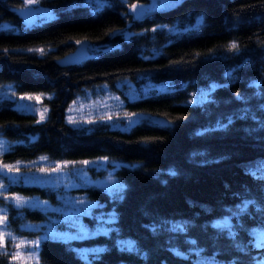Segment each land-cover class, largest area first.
Instances as JSON below:
<instances>
[{"label":"trees","instance_id":"obj_1","mask_svg":"<svg viewBox=\"0 0 264 264\" xmlns=\"http://www.w3.org/2000/svg\"><path fill=\"white\" fill-rule=\"evenodd\" d=\"M87 1L39 0L56 14L29 25L14 9L26 0H0V24L10 25L0 28V84H14L19 94H49L43 121L12 98H0V137L11 142L0 155V174L8 180L19 171L18 161L41 155L107 157L119 162L115 175L125 183L115 196L97 186L80 188L114 211L109 233L71 241L44 238L40 261L32 264H251L263 253L246 233L256 211L232 216L235 240L214 221L240 212L244 198L264 205V0H184L138 20L130 12L136 0H109L100 10ZM82 41L111 47L61 65L58 58ZM123 78L175 84L126 102L129 112L164 123L146 117L125 130L106 120L90 126L67 121L68 106L86 87L103 82L115 88ZM213 82L218 85L207 100L190 101L194 90ZM8 185L10 192L56 201L49 187ZM0 205L8 207L11 227L22 235L39 233L22 224L44 222L52 214L19 208L3 194ZM177 224L184 231L173 230ZM120 238L137 246L121 247ZM85 245L104 249L85 258L76 248ZM7 252L0 264H15Z\"/></svg>","mask_w":264,"mask_h":264},{"label":"rangeland","instance_id":"obj_2","mask_svg":"<svg viewBox=\"0 0 264 264\" xmlns=\"http://www.w3.org/2000/svg\"><path fill=\"white\" fill-rule=\"evenodd\" d=\"M39 0H26L25 5H36L41 7V17L39 23L55 16V11L41 6ZM95 10H100L110 3L109 0H88ZM99 7V8H98ZM201 21V18L197 22ZM8 23H1L0 28H8ZM178 30L179 28H174ZM111 45L102 46L99 44H89V55L97 56L102 51L110 48ZM209 87H201L192 92L190 101L201 103V93H208ZM116 87L107 83H96L86 87L81 93L71 101L66 110V119L75 126H90L98 120L108 121L112 127L129 130L132 126L143 118L149 117L155 121L164 123L148 114L131 113L126 109L128 99L134 100L141 97L150 96L157 92L175 89V84L170 80H154L151 78L140 79L123 78L116 82ZM47 93H17L12 83L0 84V98L10 97L15 105L26 112L35 113L39 121L47 118L49 108L44 102ZM207 98V99H208ZM206 99V100H207ZM11 142L0 137V155L9 149ZM83 161L90 163L84 164ZM119 162L107 157H98L83 160H56L46 155L38 156L32 160H20L15 164L19 171H13L7 180L0 174V194L21 208L29 206L50 211V219L44 222L28 221L22 224L23 227L38 231L36 235H22L14 231L10 225L8 217V207L0 205V216L7 217V225H0L4 233L6 250L13 254H18V258L13 260L15 264H32L39 261L40 243L43 238L57 237L64 239L83 238L89 235H97L101 232H110L111 222L115 220L113 210L106 209V205L96 199L91 198L80 188L97 186L105 189L111 196L119 195L125 187V183L115 175V169ZM5 167L13 169L12 165ZM57 169H62L57 171ZM18 182L21 184L50 187L55 192V202L37 195H27L21 192H10L9 183ZM19 197L20 201L15 198ZM70 201L75 202L78 207H84L89 203L92 205L86 212H77ZM27 202V203H21ZM36 202H41L37 204ZM42 202H47L46 205ZM83 202V203H81ZM222 220V219H219ZM219 220H216L219 221ZM11 234V235H9ZM39 241V246L34 248L28 242ZM20 241L25 243L17 247ZM119 244L126 247H134L135 242L130 239H119ZM130 245V246H129ZM101 245L83 246L79 250L88 256L93 251L100 250ZM38 258V259H37Z\"/></svg>","mask_w":264,"mask_h":264},{"label":"water","instance_id":"obj_3","mask_svg":"<svg viewBox=\"0 0 264 264\" xmlns=\"http://www.w3.org/2000/svg\"><path fill=\"white\" fill-rule=\"evenodd\" d=\"M184 0H136L133 4L135 10L131 6V13L135 19H142L156 13H165L177 8ZM15 11L22 17L26 24H34L40 16V7L33 5H24L14 8ZM89 50V42L82 41L71 52L58 58L61 65H69L79 62L87 56Z\"/></svg>","mask_w":264,"mask_h":264},{"label":"snow or ice","instance_id":"obj_4","mask_svg":"<svg viewBox=\"0 0 264 264\" xmlns=\"http://www.w3.org/2000/svg\"><path fill=\"white\" fill-rule=\"evenodd\" d=\"M31 2V0H30ZM133 10H135L136 6L133 5ZM231 47L233 49H237L238 48V45L233 43L231 45ZM215 87H217V85H212L211 88H210V91L212 89H215ZM237 97H239V94H237ZM208 98V93H201V101H204ZM82 163L84 164H88L90 163L89 161H83ZM62 169H57V171H61ZM17 201H20V198L19 197H16L15 198ZM21 203H27V202H21ZM37 204H40L41 202H36ZM43 204L46 205L47 202H42ZM69 203L72 204V207L77 211V212H86L87 211V208L88 207H91L92 205L89 203L88 205H85L84 207H78L76 205L75 202H72L70 201ZM83 203V202H81ZM251 203H254L253 201H245L242 206L240 207L239 211L240 212H243L247 209L248 205L251 204ZM0 225H7V217L6 216H0ZM215 228L221 230V231H224V230H227L228 232V235L230 237L233 238V240H235L236 238V232L233 230V225L231 224L230 222V219L229 218H224L222 220H219L215 223L214 225ZM173 230H178V231H184V225L182 224H177V225H174L173 226ZM11 235V234H9ZM25 242L24 241H20L19 244H17V247H20L21 245H23ZM30 245H32L34 248L38 247L39 246V241H31V242H28ZM190 243H192L193 245H195V241H191ZM130 246V245H129ZM255 246L257 248H261V247H264V242H262L261 240H258L256 243H255ZM236 247L240 250V251H244L245 249L240 245V244H236ZM195 251L197 252V254L199 255V252L201 250L199 249H195ZM177 255H183V253H180L177 251L176 253ZM8 255V252L6 250V246H5V240H4V233L2 231V229H0V256H6ZM11 259L15 260L18 258V254H13L11 257ZM38 259V258H37Z\"/></svg>","mask_w":264,"mask_h":264}]
</instances>
